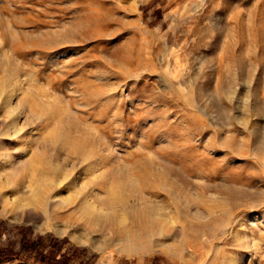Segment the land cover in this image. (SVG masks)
Masks as SVG:
<instances>
[{"label": "rangeland", "instance_id": "rangeland-1", "mask_svg": "<svg viewBox=\"0 0 264 264\" xmlns=\"http://www.w3.org/2000/svg\"><path fill=\"white\" fill-rule=\"evenodd\" d=\"M0 251L264 264V0H0Z\"/></svg>", "mask_w": 264, "mask_h": 264}, {"label": "trees", "instance_id": "trees-1", "mask_svg": "<svg viewBox=\"0 0 264 264\" xmlns=\"http://www.w3.org/2000/svg\"><path fill=\"white\" fill-rule=\"evenodd\" d=\"M42 241V238H40V242ZM55 246L52 247L54 249ZM54 252V250H53ZM14 261H22L19 259V257L13 256L8 254L5 251H0V263H7V262H14ZM38 264H63V261L60 259H57V257L54 256H47V255H40L35 260Z\"/></svg>", "mask_w": 264, "mask_h": 264}, {"label": "bare ground", "instance_id": "bare-ground-1", "mask_svg": "<svg viewBox=\"0 0 264 264\" xmlns=\"http://www.w3.org/2000/svg\"><path fill=\"white\" fill-rule=\"evenodd\" d=\"M94 157L95 156H91L90 158H89V160H90V162L91 163H93L94 162ZM84 159V158H83ZM88 160V159H87ZM87 160H86V162H87ZM97 163V162H96ZM236 262H234L233 264H235ZM236 264H238V263H236Z\"/></svg>", "mask_w": 264, "mask_h": 264}]
</instances>
